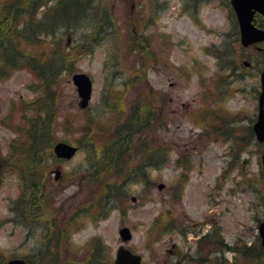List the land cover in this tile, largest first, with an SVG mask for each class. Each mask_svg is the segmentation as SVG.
Returning a JSON list of instances; mask_svg holds the SVG:
<instances>
[{"label":"rangeland","instance_id":"rangeland-1","mask_svg":"<svg viewBox=\"0 0 264 264\" xmlns=\"http://www.w3.org/2000/svg\"><path fill=\"white\" fill-rule=\"evenodd\" d=\"M100 1L111 17L102 28L106 27L104 33L92 37L95 29L77 33L58 30L55 35L60 37L59 44L66 46L73 70L62 72L51 88L57 93L53 134L55 141L77 145L78 151L68 160H49L43 179L49 198L44 216L64 221L75 208L95 201L105 190L104 181L118 185L115 197H126L96 221L81 215L71 224L48 222L66 225L55 226L52 241L58 236L59 241L64 239L52 249L38 226L37 245L44 256H53L39 264H87L84 261L92 251L91 260L102 258L97 264H104L108 259L111 264L119 245L140 253L142 264H238L234 251L215 245L219 239L228 245L238 239L248 243L256 240L257 223L264 219V141L249 134L258 112L264 40L241 45L230 0ZM138 31L144 37L142 48L130 43ZM31 46L24 44L23 51L35 49ZM42 47L37 45V52ZM8 71L0 77V116L13 103L11 114L0 121V151L7 159L5 178L0 183V219L4 221L10 216L9 201L16 198L21 185L19 166L26 165L14 161L16 152L11 155L14 137L19 138L14 143L16 148H21L26 142L23 127L35 112L30 110V101L40 95L42 101L47 96L46 86L29 68L11 66ZM79 71L87 73L93 82L85 107L80 105L71 76ZM109 85L115 103H120L125 113L140 95L143 98L141 90L144 108L149 102L156 111L154 121L135 135L130 155H126L130 159L126 166H130L139 163L142 155L149 156L148 149L160 148L161 153L147 159L160 157L161 163L144 166L147 185L138 174L139 166L133 171L126 167L127 176L117 169L103 170L97 182L87 178L89 159L93 168L99 162H93V149L86 142L94 139L100 156V149L118 138L114 125L105 126L113 114L108 113L110 119L106 121L101 118L107 114L103 100ZM107 98L112 101L111 95ZM89 115L104 126L99 128L95 123L85 135L88 127L83 126ZM238 136L244 142L240 147L236 145ZM24 153L18 155L21 162L27 156ZM56 167L60 169L57 179L53 172ZM130 172L135 173L130 176ZM167 221L168 226L160 230ZM123 226L132 233L126 242L119 236ZM6 230L0 235L1 243L13 242L18 234L24 238L22 228L10 239L4 236ZM203 234L210 238L198 241ZM212 243L216 249L208 256L198 253ZM213 256L218 257L214 262Z\"/></svg>","mask_w":264,"mask_h":264},{"label":"trees","instance_id":"trees-1","mask_svg":"<svg viewBox=\"0 0 264 264\" xmlns=\"http://www.w3.org/2000/svg\"><path fill=\"white\" fill-rule=\"evenodd\" d=\"M48 3L50 4L48 5ZM104 8L105 7H102L100 0H0V73H2L0 74V77L8 73V69L11 66L13 68L27 67L47 88L46 98L41 101L40 95L30 101V110L33 112V108L35 112L29 118L26 127H23V129L25 128L23 131V136L26 137L25 144H20L21 148H16L14 143L16 142V139L19 138L15 137V142L12 143L13 148L10 149L11 155L13 151L16 152L17 157L14 158L15 154L12 157L18 165L26 162V165L23 164L19 166V175L20 179H22L20 191L18 197L11 202V209L14 212L13 217L19 219L18 221L21 223L28 222L29 216L34 214L38 216V221L42 223L60 221L65 224H71L74 219L81 215L85 219L96 221L100 216H103V214L116 208V202L123 201L124 197H126V195L115 197V194H117L120 189L118 188V185L110 182H107L108 184H106L104 181V192L97 196L95 201L75 208L72 212L66 215L64 221L44 216L45 213H48L45 211L46 200L48 198V196H46V190L48 189L45 187L43 179L49 160L54 158L52 152V145L55 142L53 123L56 119L55 115L57 110V93L56 91H53V89L51 90V88L58 82L62 72L70 73L73 70V62L70 60V54L67 52L66 46L60 45V37L57 35L55 38V35L58 33V30H72L77 33L80 32L79 30L83 29H95L94 35H91L92 37L101 35L106 30V27L102 30L105 23L107 24L111 19L108 11ZM96 17H99V20H96ZM86 20L89 21L88 25L86 28H83V26L87 24ZM141 34L142 33L138 31L135 35L136 38L133 36L131 41L134 40V42L130 41L131 47H143L142 40L144 37H142ZM50 36L51 38L49 40H45V37ZM135 39L139 43H136ZM20 44H23V48L20 47ZM24 44L32 45L31 47L35 49L25 52L23 51ZM37 45L44 46L45 49L42 47L41 50L37 52ZM84 51L86 52L87 50ZM111 90L113 89L109 85L106 90V95L107 97L111 95L112 101L105 96L106 98L103 102L107 104V114L101 118L106 121L110 119V117L107 118L108 113L111 112V114H113V120H108L109 125L105 126L114 125V134L115 136H118V138L109 143L110 148H101L100 156L99 150L94 143V139H89L86 142L87 147L93 149V162H99L95 165V168H93V163H90L89 159V164L91 166L87 170L89 171L87 178H89V180L90 178L91 180L95 179L97 182V180L100 181V176L103 170L117 171V169L122 175L127 176L129 170L133 171L132 169L134 167L139 166L142 168H140L138 174L141 176V179H143L142 182L147 185V183H149V178L146 176L144 166L148 167L158 162L161 163L162 160L160 157L157 160H152L153 158L147 159L153 153H161L160 148L148 149V152L150 153L149 156L142 155V158L139 160L140 162L137 164L130 166H126V164L130 162L128 156L130 155L129 150L132 149L131 142L133 141V138L136 134L140 135L141 132L149 126L151 121H154L156 111L150 106L149 102L148 104L146 103V107L144 108L146 100L144 99L145 94L143 95V91L141 90L140 92L143 98H141L140 95L139 99L132 104L129 112L125 113L124 110L120 108V103H115V93L112 94ZM22 104L27 105V102ZM40 110H42V113H40ZM95 123L98 124L99 128L104 126V123L98 118L93 119L92 116L89 115V118H87V121L84 124L85 126H83V128L88 127L84 131L85 135L89 133L90 128L94 126ZM249 134L253 136L251 126H249ZM19 137H21V134ZM24 137L21 138L24 139ZM237 141V147H240V145L244 143L239 136L237 137ZM19 149L20 152L18 153L17 150ZM22 152L27 154V156L24 155L25 158H23V160L25 161L23 162H21L22 159H18V155ZM163 152L164 151H162V153ZM98 158L99 160H97ZM126 167H130L129 170ZM124 171L127 172L125 173ZM134 173L135 172H130L129 175L131 176ZM261 174L262 176L264 175L263 169H261ZM84 180L87 179L85 178ZM34 200L36 201L35 203ZM120 208L123 209V207ZM168 222L169 221L165 222L166 224L164 226L162 223L160 225V230L163 231L165 227L168 226ZM46 230H52L49 231L46 236L48 246L52 249L56 247V243L59 239L58 236V239L52 241V232L53 230H57V228H55V226H46L45 235L47 234ZM204 237L207 239L209 238L208 236ZM219 241L220 243H217L215 247L218 246V248L221 249L234 251L238 264H264V254L259 238L250 243L245 239H238L233 245H228L221 239H219ZM214 249L216 248L212 245L211 247H207L204 252L200 249L197 251L198 253L201 252L200 255L208 256V252ZM48 253L50 252L48 251ZM92 254L93 251L88 254L85 263L97 264L98 261L103 260L102 258L91 260ZM48 256L53 257L50 254L47 255L45 262L48 261ZM189 258L191 257H188V259ZM211 259L214 262L218 257L213 256ZM196 260L198 261L200 259L196 258ZM222 262H225L223 257ZM104 264H109V260H104Z\"/></svg>","mask_w":264,"mask_h":264},{"label":"water","instance_id":"water-1","mask_svg":"<svg viewBox=\"0 0 264 264\" xmlns=\"http://www.w3.org/2000/svg\"><path fill=\"white\" fill-rule=\"evenodd\" d=\"M231 4L236 13L240 29V40L242 45L264 40V29L255 26L252 23V16L255 11L264 16V0H231ZM261 91L258 98V113L253 124V131L257 140H264V70L260 75ZM72 81L77 87V93L80 96V105L85 107L91 96V79L84 72H76L72 75ZM77 146L66 141H58L53 146L54 154L59 158L70 159L77 151ZM261 163L264 167V151L261 154ZM55 179L60 175V170L56 168ZM162 184L159 185L161 187ZM134 199V198H133ZM122 240L131 238V232L127 226L119 229ZM258 234L260 243L264 252V219L258 223ZM8 264H23L22 261H11ZM112 264H141V255L133 253L130 249L119 246L116 252V258Z\"/></svg>","mask_w":264,"mask_h":264},{"label":"flooded vegetation","instance_id":"flooded-vegetation-1","mask_svg":"<svg viewBox=\"0 0 264 264\" xmlns=\"http://www.w3.org/2000/svg\"><path fill=\"white\" fill-rule=\"evenodd\" d=\"M260 20V21H259ZM253 21L255 24L261 27V25L264 26V18L261 14L255 13L253 17ZM3 116H0V121L2 119L6 118L5 113L3 112ZM5 167L3 163V155L0 151V183L3 182V179L5 178ZM36 201L34 200V203ZM38 216L36 214L29 216V221L25 223H21L14 217L12 218L11 212L10 216L6 218V221L4 219H0V235L3 233V231L6 230V234L4 235L8 239L14 238L16 235V231L19 229L24 230V238L21 240L19 234L17 235V239L13 240L11 243H1L0 242V264H8L10 261H22L24 264H39L40 261L45 260L46 256L42 254V247H38L37 245V230L38 226H41V229L44 228V226H66L65 224H48V223H41L38 221ZM5 223H10L13 226H3ZM22 225V226H20ZM48 233V230H46ZM42 235V232H41ZM32 236V241L30 243V238ZM47 234H43V239L46 240ZM7 239V240H8ZM41 241V239H39ZM47 241V240H46ZM29 242V246H26V243ZM48 242V241H47ZM62 240H58V244H62ZM47 245L44 244L43 247Z\"/></svg>","mask_w":264,"mask_h":264}]
</instances>
